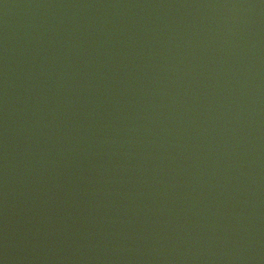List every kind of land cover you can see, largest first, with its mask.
Listing matches in <instances>:
<instances>
[{
	"label": "water",
	"instance_id": "95a60500",
	"mask_svg": "<svg viewBox=\"0 0 264 264\" xmlns=\"http://www.w3.org/2000/svg\"><path fill=\"white\" fill-rule=\"evenodd\" d=\"M0 264H264V0H0Z\"/></svg>",
	"mask_w": 264,
	"mask_h": 264
}]
</instances>
